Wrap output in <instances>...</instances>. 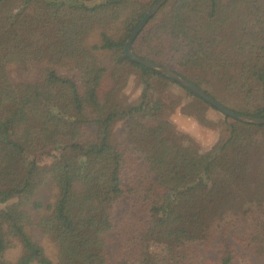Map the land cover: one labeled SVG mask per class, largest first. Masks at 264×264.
Listing matches in <instances>:
<instances>
[{
    "label": "trees",
    "instance_id": "trees-1",
    "mask_svg": "<svg viewBox=\"0 0 264 264\" xmlns=\"http://www.w3.org/2000/svg\"><path fill=\"white\" fill-rule=\"evenodd\" d=\"M157 1L0 0V264H264V125L126 56ZM132 51L264 118V0H170Z\"/></svg>",
    "mask_w": 264,
    "mask_h": 264
},
{
    "label": "rangeland",
    "instance_id": "rangeland-1",
    "mask_svg": "<svg viewBox=\"0 0 264 264\" xmlns=\"http://www.w3.org/2000/svg\"><path fill=\"white\" fill-rule=\"evenodd\" d=\"M140 90L141 87H139L136 82H132L131 86L127 91V95L129 96L130 99H136L139 96ZM179 94L180 97L182 98L181 100L184 101L185 104H187V101L185 100V93L183 92V90H180ZM206 117L209 120L214 121L215 124H220L221 122L224 121L225 118V116L221 112L212 108L207 109ZM170 119L175 124L176 128L179 131L189 135L195 141V143L204 150L211 148L218 141L219 137L222 135V134L220 135V128L214 126L202 125L194 117L183 115L180 109H177L174 114L170 115ZM115 131H116V135L120 136V133L122 131L121 124L117 125ZM54 194L55 191L51 186V184L48 182L41 188L39 198L44 202L52 201V199H54ZM37 239L46 248L47 253L50 255V253L53 250V245L49 243L46 239L42 238L41 236H37ZM18 254H19L18 249L9 251L8 258H15L18 256Z\"/></svg>",
    "mask_w": 264,
    "mask_h": 264
},
{
    "label": "water",
    "instance_id": "water-1",
    "mask_svg": "<svg viewBox=\"0 0 264 264\" xmlns=\"http://www.w3.org/2000/svg\"><path fill=\"white\" fill-rule=\"evenodd\" d=\"M170 0H158L151 8L148 10L140 22V24L137 26L135 31L130 36L129 40L127 41L125 45V54L126 56L134 63L139 64L143 67H146L148 69L157 71L165 76H167L169 79L174 81L175 83L179 84L182 88L189 90L199 98H201L203 101L208 103L210 106L215 108L217 111L221 112L224 116L229 117L233 120L247 123V124H254L263 126L264 125V118H254L250 116H242L240 114H237L222 104H220L218 101H216L213 97H211L208 93H206L203 89L198 87L196 84L192 83L191 81L187 80L186 78L182 77L180 74L175 72L173 69L164 67L156 62L146 60L138 55H136L132 51V46L139 34L144 30V28L148 25V23L151 21V19L162 9V7Z\"/></svg>",
    "mask_w": 264,
    "mask_h": 264
}]
</instances>
